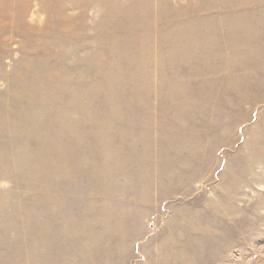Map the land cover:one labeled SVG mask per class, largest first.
I'll return each mask as SVG.
<instances>
[{
    "label": "rangeland",
    "instance_id": "374dc122",
    "mask_svg": "<svg viewBox=\"0 0 264 264\" xmlns=\"http://www.w3.org/2000/svg\"><path fill=\"white\" fill-rule=\"evenodd\" d=\"M0 264H264V0H0Z\"/></svg>",
    "mask_w": 264,
    "mask_h": 264
}]
</instances>
